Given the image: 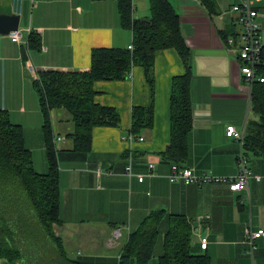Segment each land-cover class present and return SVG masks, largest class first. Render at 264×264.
Instances as JSON below:
<instances>
[{
    "label": "crops",
    "instance_id": "obj_1",
    "mask_svg": "<svg viewBox=\"0 0 264 264\" xmlns=\"http://www.w3.org/2000/svg\"><path fill=\"white\" fill-rule=\"evenodd\" d=\"M211 1L209 12L198 0H169L179 14L181 33L191 54L192 126L182 165L194 173L229 176L237 172L238 143L225 136V126L241 129L254 115L239 72L240 61L228 50L227 43L232 37L238 45L243 31L238 14L231 10L238 0ZM132 6L134 18L149 16V0H132ZM257 12L255 22L264 45V0L257 3ZM0 14L18 15V28L37 32L44 48L30 50L0 35V108L7 110L12 123L22 127L33 167L45 173L42 114L32 84L34 75L25 69L24 62L29 59L36 71H86L91 48L127 47L131 31L121 27L115 0H0ZM184 71L178 54L169 48L155 55L153 94L139 65L132 67L126 80L95 81L94 101L114 107L119 122L116 126L94 127L86 154L71 151L72 140L67 135L73 123L69 113L65 109L51 111L53 141L64 136L54 142L58 150L60 224L53 231L61 238L69 259L79 264H118L128 233L123 229L119 241L109 246L112 229L127 225L130 232L150 211L164 209L188 220L191 253L206 254L210 264H264V235L255 241L252 259L243 242L247 226L264 229L262 157L248 155V190L230 191L223 182L185 185L167 178L171 163L160 153L169 141L171 79ZM151 103L152 126L137 133L142 140L128 141L131 108ZM129 161L131 176L125 172ZM149 163L153 165L152 174H148ZM97 168L102 170L100 175ZM140 174L142 181L137 178ZM199 217H206L200 231L208 228L204 250L196 229ZM22 228L12 226L9 231H0L5 241L11 236L20 253L27 247ZM23 260L16 264H25ZM0 264L11 263L0 258Z\"/></svg>",
    "mask_w": 264,
    "mask_h": 264
},
{
    "label": "trees",
    "instance_id": "obj_2",
    "mask_svg": "<svg viewBox=\"0 0 264 264\" xmlns=\"http://www.w3.org/2000/svg\"><path fill=\"white\" fill-rule=\"evenodd\" d=\"M209 12L211 0H198ZM121 27L131 31L132 48L93 47L90 66L86 71L38 70L33 80L42 114V128L47 171L33 167L31 151L26 147L23 129L11 122L8 112L0 108V231L23 226L36 240L43 236L54 245L56 256L51 264H79L68 258L61 238L53 227L59 219L58 150L51 132V111L65 109L73 123L67 137L72 140V152L86 154L91 148L92 129L97 126H116L117 110L94 101L95 81H123L134 65L143 68L144 79L151 93L154 90V61L158 51L174 49L184 66V73L171 79L169 97V141L160 153L163 160L182 165L187 158V136L192 126L190 97V50L180 29L179 14L169 0H149V16L134 18L132 0H115ZM30 50L40 48V37L30 31L27 36ZM258 73L264 75V45L261 48ZM253 118L245 124L244 149L247 154L264 159V83H253L250 91ZM153 106L131 108L130 132L137 134L151 127ZM166 221L165 229H161ZM34 224V226H33ZM0 237V258L16 264L31 250L27 244L20 253L11 242ZM26 240V239H25ZM45 245V243H43ZM33 248H36L33 245ZM156 251L157 264H210L206 254L191 253V225L180 215L164 209L150 211L140 224L128 233L119 252L118 264H148ZM24 256V257H23ZM26 264L27 259L23 260ZM31 262H28V264ZM35 264V261H34Z\"/></svg>",
    "mask_w": 264,
    "mask_h": 264
},
{
    "label": "built area",
    "instance_id": "obj_3",
    "mask_svg": "<svg viewBox=\"0 0 264 264\" xmlns=\"http://www.w3.org/2000/svg\"><path fill=\"white\" fill-rule=\"evenodd\" d=\"M258 2L259 0H238L237 3L231 6V10L238 14V21L241 24L243 31L241 33L238 45H235L232 37H228L227 39V43L229 45L228 50L233 52L240 61L239 72L246 84L249 97L253 83H264V75H260L258 73V66L261 62L260 53L263 46L260 42L259 30L257 23L255 22V18L258 14ZM30 31L31 30L29 28L27 30L17 28L16 30L9 32L7 36L12 42L23 44L28 49L26 36ZM127 48L131 49L132 44L130 43ZM40 49L44 50L41 45ZM24 66L28 72L34 75V79H38L36 68L29 59L24 62ZM224 133L227 138H231L238 143V152L236 155L237 172L234 175L216 176L204 172L194 173L192 168L178 164H171L170 172L167 175L168 180L170 182H181L185 185H202L205 183L223 182L227 184V187L230 191H240L242 189L248 190V179L251 175V170L249 167L248 156L244 149L245 125L243 128L237 129L234 125L227 124L225 126ZM62 139H64V136H57L53 142ZM127 140H142V137L139 136V134L130 132L127 135ZM148 168V174H152L153 165L151 163H149ZM95 171L97 175L102 173V170L99 168H97ZM125 172L126 175L131 176L132 172L130 161L125 165ZM254 177L257 180L259 179L258 176ZM137 178L139 181H142L143 175L140 174L137 176ZM204 219H206V217H199L197 220L198 222L196 223L199 246L203 250L206 249L208 244V228H204L205 232L200 231V229H202V222ZM123 229L129 233L127 225L112 229L110 237L107 241L109 246L115 245L119 241V238L122 236ZM262 235H264V229L262 228L252 229L250 225L245 228L243 242L247 246L246 254H248L251 259L253 258L254 251L256 249L255 241Z\"/></svg>",
    "mask_w": 264,
    "mask_h": 264
},
{
    "label": "rangeland",
    "instance_id": "obj_4",
    "mask_svg": "<svg viewBox=\"0 0 264 264\" xmlns=\"http://www.w3.org/2000/svg\"><path fill=\"white\" fill-rule=\"evenodd\" d=\"M31 234L32 233H30V231L24 232L26 239L25 243L31 245V250H27L26 252H28V254L24 257L27 259L26 264H28V262L32 263L33 261L37 264H51L53 258L56 256L54 245L46 236H43L42 240H36L31 236ZM43 243H45V245ZM33 245H35L36 248H33ZM114 254H116V251ZM149 261V264L151 261H155V263H157L156 251L154 256Z\"/></svg>",
    "mask_w": 264,
    "mask_h": 264
},
{
    "label": "water",
    "instance_id": "obj_5",
    "mask_svg": "<svg viewBox=\"0 0 264 264\" xmlns=\"http://www.w3.org/2000/svg\"><path fill=\"white\" fill-rule=\"evenodd\" d=\"M18 15L0 14V35H7L18 28Z\"/></svg>",
    "mask_w": 264,
    "mask_h": 264
}]
</instances>
